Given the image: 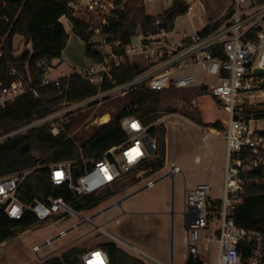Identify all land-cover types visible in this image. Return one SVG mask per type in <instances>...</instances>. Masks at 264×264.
Instances as JSON below:
<instances>
[{
	"label": "built area",
	"instance_id": "1",
	"mask_svg": "<svg viewBox=\"0 0 264 264\" xmlns=\"http://www.w3.org/2000/svg\"><path fill=\"white\" fill-rule=\"evenodd\" d=\"M129 1L69 2L76 16L81 12L89 16L85 21L93 32V38H96L93 49L101 57L88 60V66L78 73L96 86L98 92L92 97L75 101L67 109L55 105L50 114L18 128L14 134L0 136V142L45 125L50 126L54 135H59L66 131L59 122L65 121L68 113H76L98 99L126 95L138 89L162 91L205 86L207 93L204 95L217 99L220 110L225 114V183L219 199L211 197V186L205 181L187 191L184 218L188 259H200L202 243L205 250H210L216 242L219 248L216 264H264V231L242 226L236 220L237 207L250 181L249 173L264 169V127L259 126L264 117L257 112L264 108V73L255 72L256 69H264V4H255L254 0H233L231 9L229 7L218 18L222 20L218 27L205 35L202 34L205 26L195 28L193 33H174L165 28L158 32L138 30L125 43L108 29L119 19ZM193 2L189 1L187 12L191 16L195 14ZM3 19L9 21L8 16ZM157 24H160L159 20ZM6 37L0 38V59L4 56ZM126 64L138 65L141 72L129 81L118 83L115 71ZM38 66L41 69L39 86L54 85L60 90V95L67 93L69 86H62L61 78L50 77L54 64L39 63ZM106 82L112 86L103 89ZM28 91L39 96L37 87H29L19 69L13 67L5 76L0 70V110ZM62 104L71 105V102L65 100ZM121 125L126 140L110 147L102 156L49 164L52 185L67 187L73 198L79 200L115 190L133 171H136L138 178L144 176L147 171L141 169L158 153V138L150 135V126L137 116L122 118ZM152 125L157 126V121ZM171 167L174 177L182 172L175 158L171 161ZM33 171L26 169L0 176L1 212L15 220L28 213L35 215L39 221L55 217L51 226L70 215L80 214L60 195L51 194L45 200L32 203L22 201L19 190ZM155 183L149 180L147 186ZM84 221L94 223V217H87ZM212 221L217 223V229L208 236L205 231ZM97 227L108 233L103 226ZM68 233V230L61 229L58 237ZM48 241L52 242L51 239ZM42 248L43 245L33 246L35 252ZM80 259L81 264H111L109 253L101 247L84 251Z\"/></svg>",
	"mask_w": 264,
	"mask_h": 264
},
{
	"label": "trees",
	"instance_id": "2",
	"mask_svg": "<svg viewBox=\"0 0 264 264\" xmlns=\"http://www.w3.org/2000/svg\"><path fill=\"white\" fill-rule=\"evenodd\" d=\"M73 0H0V38L4 42V56L0 59V70L5 76L16 67L23 73L29 87H37L39 96L32 91L21 95L14 103L0 110V136L20 128L37 118L44 117L53 111V107L65 100L75 102L97 94L98 88L92 85L77 71L62 77V86H69L66 94L54 85L39 86L41 69L39 63L53 64L60 59L66 49L70 35L60 21L67 17L73 25L74 33L85 42V55L88 60L101 57L93 49V32L82 18L74 14L68 5ZM255 4H264V0H254ZM188 0H173L169 8L162 14L150 15L146 12L143 0H130L119 19L115 20L108 29L120 36L127 43L138 30L158 32L161 28L173 31L179 16L188 12ZM231 7L229 8V10ZM9 17V21L3 19ZM160 24H157V21ZM221 18L209 22L202 31L208 34L218 27ZM16 35L23 36L27 43L32 44V51H26L23 56L14 54L13 40ZM141 72L136 64H126L115 71L118 83L131 80ZM106 82L103 89L111 87ZM179 89L152 91L138 89L133 91L131 104L103 123L81 145L65 132L54 135L49 125L36 127L26 133L18 134L0 142V176L9 173L34 169L19 190V197L25 203L45 200L49 195L64 196L77 210L92 209L106 199L118 193V190H108L100 195H89L79 200L74 199L65 186H53L49 180V164L80 158H98L114 145L123 143L127 136L122 128L121 120L126 116H137L149 127L151 136L158 138V155L145 164V175H150L163 168L166 156L164 139L165 128L160 130L152 125L160 118L163 97L175 93ZM198 95L207 92V87L194 88ZM207 100L205 107L196 114L186 113L197 124L219 131L226 129L225 114L220 110L219 101L213 96ZM171 110L174 111V108ZM264 117V108L257 111ZM105 113V112H104ZM103 113V114H104ZM154 157V156H153ZM152 157V158H153ZM249 182L245 186L243 199L236 210L238 224L264 231V169L260 168L249 173ZM261 212V213H260ZM39 219L28 213L23 218L15 220L0 211V244L15 236L16 230H27L39 223ZM103 248L109 253L111 264H147L127 253L115 242H106ZM85 250L72 247L61 255L45 260L42 264H81L80 256ZM247 256V254H246ZM186 264H205L201 259L189 258ZM245 264V262L243 263Z\"/></svg>",
	"mask_w": 264,
	"mask_h": 264
},
{
	"label": "rangeland",
	"instance_id": "3",
	"mask_svg": "<svg viewBox=\"0 0 264 264\" xmlns=\"http://www.w3.org/2000/svg\"><path fill=\"white\" fill-rule=\"evenodd\" d=\"M193 1V11L197 13V17L191 16L190 13L179 16L174 33L184 31L193 33L194 26L202 27L210 18L214 19L225 14L233 2V0ZM171 2L172 0H145L146 11L150 15H158L169 8ZM78 16L84 20L89 19L88 14L84 12L79 13ZM65 26L70 35L69 42L62 58L59 59L61 62L51 70V78L66 77L88 66L85 42L74 33L69 19L65 21ZM95 39L93 38L92 42ZM16 44V55L23 56L26 51L31 50L27 47L24 38H17ZM132 93L133 91L126 95L111 96L105 100L98 99L76 113H68L65 121H60L59 124L65 128L64 132L81 146L102 125L100 122L103 113L108 112L111 120L131 104ZM207 100L211 101L208 94L198 95L194 88L179 89L175 93L166 94L163 97L160 118L157 120L160 134L162 135V128L166 130L164 135L166 156L163 168L150 175L145 173L139 178L135 176L136 171L131 172L117 186V194L95 208L81 210L79 215H70L55 226H51V222L55 220V217H52L40 221L30 229L16 230L13 238L0 244V264H42L45 260L59 256L72 247L92 248L101 240H111L110 236L97 226H103L126 241V244L136 245L138 248L121 243L130 255L147 264H161L160 262L169 264L172 254L174 264H186L188 246L184 211L187 191L194 188L197 183L205 181L211 186V197L220 198L225 183L224 162L227 147L223 131L201 126L186 114L200 112L204 109ZM60 103L58 104L60 109H67L75 102L66 106ZM172 108L174 111L171 110ZM259 126L264 127V120L259 122ZM17 129L7 134H14ZM157 155L150 159H156ZM173 158L182 168V172L175 177L171 174ZM149 166L145 164L141 170H147ZM149 180L156 183L147 186ZM261 182L264 183V178ZM135 191L138 192L121 206H114L104 211L110 204ZM92 216L95 224L86 221L70 230L66 236L57 237L51 243L45 244L48 239L58 236L61 229L69 230ZM216 229L217 223L212 221L205 233L211 236ZM37 244L43 245L39 252L33 250V246ZM204 245L202 243L199 248L200 259L205 264H216L218 244L214 242L210 250H205ZM138 249L144 250L154 259Z\"/></svg>",
	"mask_w": 264,
	"mask_h": 264
},
{
	"label": "crops",
	"instance_id": "4",
	"mask_svg": "<svg viewBox=\"0 0 264 264\" xmlns=\"http://www.w3.org/2000/svg\"><path fill=\"white\" fill-rule=\"evenodd\" d=\"M173 1V0H172ZM188 1H190V0H188ZM143 2H144V4H145V0H143ZM232 3V2H231ZM171 4H172V2H171ZM229 6V5H228ZM146 8V7H145ZM147 12V11H146ZM163 13V11L160 13V14H162ZM159 15V14H158ZM194 16L195 17H197V13L195 12V14H194ZM193 16V17H194ZM79 18H81L80 16H78ZM220 17V15L219 16H217V17H215L214 19H212V18H210L209 20H208V22H205V23H203V25H202V27H198V26H194L195 28H203L204 26H206L209 22H211V21H215V20H217L218 18ZM66 20H68V18L67 17H62L61 19H60V21L64 24V26H65V21ZM65 28H66V26H65ZM67 29V28H66ZM72 29H73V25H72ZM19 37H21V38H24L23 36H21V35H16L15 37H14V40H13V45H14V54L16 55V52H15V47L17 46V44H16V39L17 38H19ZM25 39V38H24ZM26 40V39H25ZM26 43H27V41H26ZM20 44H21V42H20ZM27 47L28 48H30L31 50H32V44L31 43H27ZM30 50V51H31ZM17 57H21V56H19V55H16ZM61 61H59V59H56V60H54V62H53V64L54 65H59V63H60ZM70 75V74H69ZM62 78V77H61ZM221 198V197H220ZM219 199V198H218ZM126 201V200H125ZM124 201V202H125ZM123 202V203H124ZM122 203V204H123ZM158 213V212H157ZM108 231V230H107ZM106 234H108L109 236H110V238H111V240H101V241H99V242H97V244L96 245H94L93 247H101V248H103V244L104 243H106V242H115V243H117L122 249H124L127 253H129L124 247H122L121 246V243L122 244H126L127 242L126 241H124L122 238H120V237H118L117 235H115L114 233H112V232H110V231H108V233H106ZM126 245H130V247H133V248H138L136 245H134V244H126ZM92 247V248H93ZM88 249H90V248H86V249H83V250H88ZM104 249V248H103ZM106 250V249H105ZM141 253H143L144 255H146V256H150V255H148V253H146L144 250H142V249H138ZM107 251V250H106ZM108 252V251H107ZM130 254V253H129ZM150 258H152V259H154L153 257H151L150 256ZM158 262H160L159 260H157ZM161 264H163L162 262H160ZM170 263H172V264H174V259L172 260V258H171V262Z\"/></svg>",
	"mask_w": 264,
	"mask_h": 264
},
{
	"label": "water",
	"instance_id": "5",
	"mask_svg": "<svg viewBox=\"0 0 264 264\" xmlns=\"http://www.w3.org/2000/svg\"><path fill=\"white\" fill-rule=\"evenodd\" d=\"M255 72L263 74V73H264V69H256ZM138 191H139V190H138ZM138 191H135V192H133V193H131V194H129V195H127V196L121 198L120 200H118L117 202H115V203H113V204H110L107 208L104 209V211H106V210H108L109 208H112V207H114V206H121L122 203H123L125 200L129 199L130 197H132V196H133L134 194H136ZM172 215H173V218H174V210H173V212H172ZM84 222H85V221H83V222H81V223H79V224L73 226V227H72L71 229H69L68 231H70V230H72V229H74V228H76V227L82 225ZM172 224H174V219H172ZM57 237H58V236H56L55 238H52L51 241H53V240L56 239ZM48 242H49V241H47L45 244H47ZM172 260H173V254H172Z\"/></svg>",
	"mask_w": 264,
	"mask_h": 264
},
{
	"label": "bare ground",
	"instance_id": "6",
	"mask_svg": "<svg viewBox=\"0 0 264 264\" xmlns=\"http://www.w3.org/2000/svg\"><path fill=\"white\" fill-rule=\"evenodd\" d=\"M101 120L102 122H108L110 120V114L108 112H105Z\"/></svg>",
	"mask_w": 264,
	"mask_h": 264
},
{
	"label": "flooded vegetation",
	"instance_id": "7",
	"mask_svg": "<svg viewBox=\"0 0 264 264\" xmlns=\"http://www.w3.org/2000/svg\"><path fill=\"white\" fill-rule=\"evenodd\" d=\"M173 216V215H172Z\"/></svg>",
	"mask_w": 264,
	"mask_h": 264
}]
</instances>
